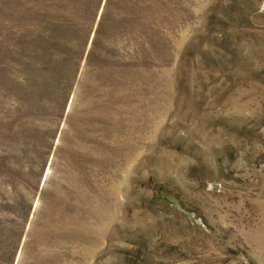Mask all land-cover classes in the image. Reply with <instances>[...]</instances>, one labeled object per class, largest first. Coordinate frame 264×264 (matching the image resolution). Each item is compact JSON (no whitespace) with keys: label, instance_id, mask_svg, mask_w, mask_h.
Instances as JSON below:
<instances>
[{"label":"rangeland","instance_id":"rangeland-1","mask_svg":"<svg viewBox=\"0 0 264 264\" xmlns=\"http://www.w3.org/2000/svg\"><path fill=\"white\" fill-rule=\"evenodd\" d=\"M0 264H264V0H0Z\"/></svg>","mask_w":264,"mask_h":264}]
</instances>
